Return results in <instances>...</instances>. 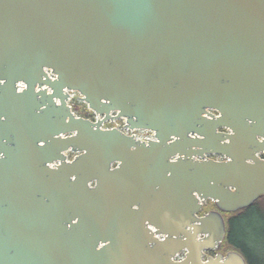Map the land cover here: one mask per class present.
I'll return each mask as SVG.
<instances>
[{
    "label": "water",
    "instance_id": "95a60500",
    "mask_svg": "<svg viewBox=\"0 0 264 264\" xmlns=\"http://www.w3.org/2000/svg\"><path fill=\"white\" fill-rule=\"evenodd\" d=\"M260 154L264 0H0V264H246Z\"/></svg>",
    "mask_w": 264,
    "mask_h": 264
},
{
    "label": "trees",
    "instance_id": "16d2710c",
    "mask_svg": "<svg viewBox=\"0 0 264 264\" xmlns=\"http://www.w3.org/2000/svg\"><path fill=\"white\" fill-rule=\"evenodd\" d=\"M228 214L226 234L219 250L240 251L246 264H264V196Z\"/></svg>",
    "mask_w": 264,
    "mask_h": 264
},
{
    "label": "rangeland",
    "instance_id": "374dc122",
    "mask_svg": "<svg viewBox=\"0 0 264 264\" xmlns=\"http://www.w3.org/2000/svg\"><path fill=\"white\" fill-rule=\"evenodd\" d=\"M78 96V93H74V98L71 99L70 101V106L72 108V111L77 115V116H81L84 118H89L91 120H96L98 118V116L92 111L89 110V108L87 107V105L84 102L79 101L78 99H76V97ZM90 111L93 112V114H90ZM114 114V113H112ZM113 125H118V126H124V119H117L115 122H106V126L107 127H111ZM127 133L130 134H134L137 138L141 139V140H145L148 139L152 132L148 131V130H142V129H136L133 131H125ZM74 156L75 154L71 153L70 151L68 152V156L70 158V156ZM210 157L218 159L220 158L219 155H211ZM230 214L226 215V218L229 216ZM237 251V250H236ZM240 253V251H237Z\"/></svg>",
    "mask_w": 264,
    "mask_h": 264
},
{
    "label": "flooded vegetation",
    "instance_id": "af4514ba",
    "mask_svg": "<svg viewBox=\"0 0 264 264\" xmlns=\"http://www.w3.org/2000/svg\"><path fill=\"white\" fill-rule=\"evenodd\" d=\"M208 112H210L211 114H214V115H217V112L216 111H214V110H211V109H208ZM90 114L92 115L93 114V112L92 111H90ZM89 119V118H88ZM98 119V118H97ZM96 119V120H97ZM91 120V119H90ZM92 121H94V120H92ZM106 122H109V121H106ZM106 122H104L103 123V125L105 126L106 125ZM115 122V121H114ZM220 130H223V129H220ZM67 155H68V153H67ZM73 156V155H72ZM71 156V157H72ZM211 156V155H210ZM260 157H262V158H264V154H260L259 155ZM70 157V158H71ZM220 158H222L221 156H219ZM220 158H218V159H220ZM217 208H216V206H215V204L210 200V199H207L206 201H205V203L203 204V206H202V208H201V210L197 213L198 215H202V214H204V213H206V212H208V211H210V210H216ZM225 214H228V213H222V215H223V217H224V220H225ZM162 238V237H161ZM220 251V250H219ZM220 252H222V251H220ZM222 253H226V252H222ZM215 254V251H212V250H208V251H205V256L203 257V259H205L206 257H208V256H213ZM179 257H183V253H181V254H178L176 257H175V259H178ZM180 259V258H179Z\"/></svg>",
    "mask_w": 264,
    "mask_h": 264
},
{
    "label": "built area",
    "instance_id": "2783aa9c",
    "mask_svg": "<svg viewBox=\"0 0 264 264\" xmlns=\"http://www.w3.org/2000/svg\"><path fill=\"white\" fill-rule=\"evenodd\" d=\"M45 71H46V73L48 74V76H49L50 78H54V77H55V75H53V74L50 72L49 69H45ZM21 87H22V85H19V86H18V89L20 90ZM70 95H71V98H72L74 94L71 92ZM117 127L121 128L120 126H117ZM104 128H105V127H104ZM151 137H152V136H150L149 138H151ZM145 140H147V139H145ZM55 164H56V163H51V164H49V165L52 166V167H54ZM159 238H161V236H159ZM179 258H182V257H179ZM179 258H178V259H179Z\"/></svg>",
    "mask_w": 264,
    "mask_h": 264
}]
</instances>
